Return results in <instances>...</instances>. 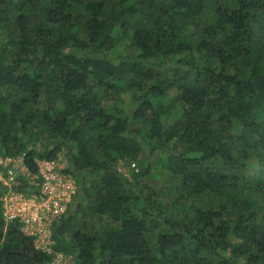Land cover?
<instances>
[{"label": "trees", "instance_id": "16d2710c", "mask_svg": "<svg viewBox=\"0 0 264 264\" xmlns=\"http://www.w3.org/2000/svg\"><path fill=\"white\" fill-rule=\"evenodd\" d=\"M0 154L78 186L0 264H264V0H0Z\"/></svg>", "mask_w": 264, "mask_h": 264}, {"label": "built area", "instance_id": "2783aa9c", "mask_svg": "<svg viewBox=\"0 0 264 264\" xmlns=\"http://www.w3.org/2000/svg\"><path fill=\"white\" fill-rule=\"evenodd\" d=\"M60 158L38 160L31 172L22 156L0 154V183L7 188L1 197L6 224L18 223L21 231L34 238L37 249L50 251L53 225L63 217L78 193L74 178Z\"/></svg>", "mask_w": 264, "mask_h": 264}, {"label": "rangeland", "instance_id": "374dc122", "mask_svg": "<svg viewBox=\"0 0 264 264\" xmlns=\"http://www.w3.org/2000/svg\"><path fill=\"white\" fill-rule=\"evenodd\" d=\"M121 51H126V49L124 50V47H122L120 50ZM61 162L63 163H66L67 164V161L64 157V155H60L59 156ZM137 165L135 163H132L130 166H126L125 164L121 163L120 166H119V171L126 177H130V174H131V171L134 169H137L136 168ZM34 244H38L34 242ZM37 248V247H36ZM51 264H75L74 263V260H73V257L71 255L67 256V255H64V254H58L55 259L53 260V262Z\"/></svg>", "mask_w": 264, "mask_h": 264}]
</instances>
